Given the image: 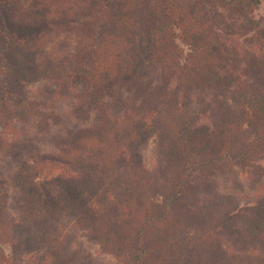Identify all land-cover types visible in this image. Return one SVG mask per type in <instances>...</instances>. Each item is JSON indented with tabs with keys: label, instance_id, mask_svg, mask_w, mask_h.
Wrapping results in <instances>:
<instances>
[{
	"label": "trees",
	"instance_id": "1",
	"mask_svg": "<svg viewBox=\"0 0 264 264\" xmlns=\"http://www.w3.org/2000/svg\"><path fill=\"white\" fill-rule=\"evenodd\" d=\"M260 3L0 0V264H264Z\"/></svg>",
	"mask_w": 264,
	"mask_h": 264
},
{
	"label": "rangeland",
	"instance_id": "2",
	"mask_svg": "<svg viewBox=\"0 0 264 264\" xmlns=\"http://www.w3.org/2000/svg\"><path fill=\"white\" fill-rule=\"evenodd\" d=\"M255 17L263 22L264 25V0H261V3L258 7V10L255 12ZM74 39L71 35L63 34L60 37H58L55 41H53L48 48L49 53L53 57H59L61 55H65L68 52H71L74 47ZM43 85L38 86H32L31 93L32 96L34 95V98L40 97L45 93L47 98L43 99L41 103V108L44 109L46 112L49 113H55L58 115H61V119H57L55 123L52 122V129L51 132H56L60 130H65L71 128L74 124L72 123V120H69L68 113L70 111L69 102H60L58 103V97L52 96L47 94L43 89ZM44 91V92H43ZM199 109V107H198ZM205 117H201L202 122H208V120L204 119ZM16 126H18L16 124ZM32 133L34 134V129L32 130ZM47 149L49 147H43V149ZM145 156V162L149 169H153L155 167V156H154V142L150 141L149 144L145 147L144 151ZM8 163L0 160V166L4 168L7 166ZM248 196H257L249 189L245 190ZM11 195L14 196L16 194V189L10 187ZM63 227L68 230L69 232H72L76 235V244L83 247L88 253L92 255L93 258L96 259V264H116L115 260L108 256L101 254L100 248L97 244L90 241L84 231H82L75 221L71 219H65L63 220ZM3 249L6 253H9L10 248L7 246H4Z\"/></svg>",
	"mask_w": 264,
	"mask_h": 264
}]
</instances>
